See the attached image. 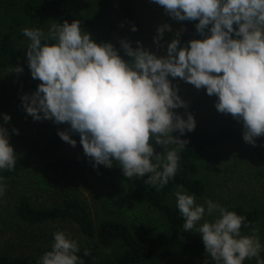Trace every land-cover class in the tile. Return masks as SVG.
<instances>
[{
	"label": "clouds",
	"instance_id": "1",
	"mask_svg": "<svg viewBox=\"0 0 264 264\" xmlns=\"http://www.w3.org/2000/svg\"><path fill=\"white\" fill-rule=\"evenodd\" d=\"M151 2L174 21H198L195 29L202 39L181 47L178 31L166 43L165 54L157 55L139 41L134 48L131 41L121 39L119 49L112 43H97L78 19L53 24L47 32L24 28L23 36L30 41L25 51L28 68L40 83L20 99L34 122L66 124L57 134L73 148L77 141L72 136L78 134L94 169L115 165L129 181L141 179L163 189L177 173L179 151L186 148L187 141L180 137L196 128L173 80L179 78L216 97L217 112L242 123L244 142L255 147L257 138L264 137V0ZM131 31H137L135 25ZM171 31L168 23L157 28L153 42L158 50L165 47L161 41ZM23 71L16 66L10 73ZM177 109H185V114ZM0 118V171H10L17 156L6 127L11 116L0 114ZM11 131L19 135L18 129ZM156 146L162 151L157 152ZM5 192L0 176V197ZM174 195L184 220L182 230L199 233L214 264H244L253 258L264 264L260 255L264 245L255 230L252 235L241 232L249 227L245 216L211 199L198 204L182 186ZM79 252L78 240L57 231L39 264H84Z\"/></svg>",
	"mask_w": 264,
	"mask_h": 264
},
{
	"label": "rangeland",
	"instance_id": "2",
	"mask_svg": "<svg viewBox=\"0 0 264 264\" xmlns=\"http://www.w3.org/2000/svg\"><path fill=\"white\" fill-rule=\"evenodd\" d=\"M49 1L0 0V40L3 35L10 34L15 46L24 48L30 42L23 36L24 28H40L47 32L55 24L54 22L48 19L32 22L23 11L26 3L43 4ZM68 1L75 15L96 22L93 28L85 32L89 33L97 43L119 44L121 39H127L135 48L136 42L139 41L149 51L164 55L166 47L158 50L156 44L151 42L150 34L165 23L171 25V32L181 31L178 24L165 14L164 9L151 0H134L137 17L136 32H132L125 24L117 1L108 4L103 0ZM16 66L23 67L22 74L10 73L11 67L8 70H0V78L14 83L21 75L30 74L27 62H20L13 68ZM172 82L179 88L182 99L189 107L202 101L206 102V105L200 109L196 121L202 132L208 133L221 128L223 121L214 107L216 97H209L205 90H197L179 78ZM175 111L180 115L185 113V109ZM8 115L11 116L10 123L6 125L10 133V144L17 154L16 158L27 160L29 168L26 173L20 174L15 186L7 183L5 195L0 197V255L12 258L20 264H39L41 256L53 243V233L57 231L69 234L71 238L78 240L80 246L83 244L78 228L71 223L56 222L35 227L19 223L9 210L21 195H29L37 206H49L58 200L62 191L67 190L70 195L78 196L85 202L95 225L108 219L121 221L130 228L135 237L145 242L160 239L170 232L159 213L132 200L139 179L127 180L124 189L114 194L107 191L98 180L80 175L64 177L63 173L55 168V162L59 160L71 158L89 160L84 155L78 134L72 136L77 141L76 147L73 148L63 142L57 153L45 156L44 148L54 123L34 122L23 108H15ZM12 128L18 129L19 135L12 134ZM174 136H179V133H174ZM255 147L242 139L222 148L212 149V159L201 164L198 176L203 180L206 192L203 197L197 198V203L203 204L205 199H211L224 208L229 203L231 206H242L246 210L264 209V180L260 176L264 166L255 154ZM156 149L157 152L162 151L158 146ZM47 176L53 186H46L43 190L36 189L38 183L42 182L41 179ZM175 192L169 199V203L173 206H176ZM214 218L205 217L206 220ZM254 230L261 244L264 245V213L251 227L241 232L243 235H252ZM119 249L116 245L102 247L95 264H117L116 255L120 253ZM260 255L264 259V251ZM245 261L249 264H257L255 258ZM151 264H214V262L208 254L194 250H180L162 261Z\"/></svg>",
	"mask_w": 264,
	"mask_h": 264
},
{
	"label": "trees",
	"instance_id": "3",
	"mask_svg": "<svg viewBox=\"0 0 264 264\" xmlns=\"http://www.w3.org/2000/svg\"><path fill=\"white\" fill-rule=\"evenodd\" d=\"M114 1L118 3L120 14L125 24L130 28L132 25L136 26L137 17L134 0H103L107 4ZM23 12L32 22L48 19L55 24L62 25L64 21L71 23L73 20L78 19L81 21V27L84 31L96 25L93 19H83L75 15L68 0H50L43 4L26 3ZM175 22L181 29V47L185 46L190 40L202 39L195 29V24L198 21ZM175 34L176 32H166L161 44L166 47V43L175 38ZM156 35L157 31L150 34L149 38L152 43H154ZM113 45L117 49L120 48V44ZM26 49L27 46L24 48L15 46L10 34L3 35L0 40V70H8L20 62H27ZM121 55L125 60L128 59L123 54ZM39 83L40 81L32 79L31 74L28 73L21 75L14 83L0 78V114H8L15 108H22L21 96L34 92ZM179 95L183 98L180 92ZM205 105L206 102L202 101L191 105L187 111L197 121L199 111ZM219 114L223 124L217 131L204 133L196 125L193 132L186 133L180 137V139L186 140L187 144L186 148L178 153L180 157L179 167L175 177L170 180L168 185L163 189H158L144 184V181L139 179V185L132 194V200L136 204L151 208L164 218L170 232L160 239L142 241L135 237L126 224L117 220H102L95 225L85 202L78 196L70 195L67 190L62 191L58 200L49 206H37L29 195H21L9 212L19 223L25 226L35 227L62 222L71 223L77 227L83 242L78 255L84 261V264H95L99 257L100 249L102 247L108 248L112 245L120 248V253L116 255L117 264H151L162 261L180 250H194L207 254L198 232L186 233L182 230L184 220L180 216L177 207L169 203V199L175 191L179 190L180 186L188 194H194L196 198L203 197L206 187L203 180L198 176L201 164L212 159V149L222 148L242 140V124L234 120L230 114ZM67 127L66 124H53L44 148L45 156H52L60 150L64 141L60 139L57 133L58 131H64ZM255 154L264 166V137H259L255 147ZM28 168L29 162L27 160L16 158L14 169L0 171V176L4 178L5 184L12 183L15 186L18 183L19 176H21L20 174L26 173ZM55 168L59 169L64 177L80 175L98 180L107 191L114 194L121 192L128 180L115 165L111 169L104 166L94 169L89 160L86 159L71 158L59 160L55 162ZM260 176L264 180V171L260 173ZM48 178V176L47 178H42V182L38 183L36 189L43 190L46 186L52 187L53 185ZM225 208L236 212L238 215L245 216L249 227L264 213V209L261 208L246 210L242 206H231L229 203L225 205ZM245 229L247 228L242 227L241 231ZM50 249L51 247L47 251ZM86 250L89 252L87 256L84 255ZM0 264L20 263L5 255H0ZM244 264L249 263L244 261Z\"/></svg>",
	"mask_w": 264,
	"mask_h": 264
}]
</instances>
